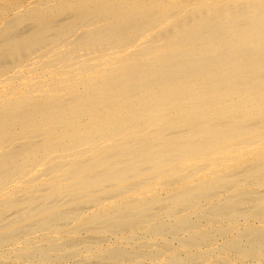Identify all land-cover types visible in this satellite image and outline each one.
I'll use <instances>...</instances> for the list:
<instances>
[{"label":"bare ground","instance_id":"bare-ground-1","mask_svg":"<svg viewBox=\"0 0 264 264\" xmlns=\"http://www.w3.org/2000/svg\"><path fill=\"white\" fill-rule=\"evenodd\" d=\"M0 264H264V0H0Z\"/></svg>","mask_w":264,"mask_h":264}]
</instances>
